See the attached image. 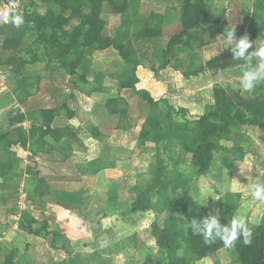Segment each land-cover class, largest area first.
Instances as JSON below:
<instances>
[{"label":"crops","instance_id":"0c3cea01","mask_svg":"<svg viewBox=\"0 0 264 264\" xmlns=\"http://www.w3.org/2000/svg\"><path fill=\"white\" fill-rule=\"evenodd\" d=\"M202 1L216 21L205 27L207 45L197 50L196 56L188 49L173 50L165 67L160 66L159 57L167 37L135 38L136 42L130 43L128 37L125 44L131 64L112 48L86 51L82 62L85 70L80 74L85 75L84 80L79 75L70 79L59 68L47 76L44 65L25 77L33 66L25 53L20 56L30 64L22 76L15 75L9 66H0V136L7 134V142L13 143L8 146L0 142V264H137L131 251H137L134 235L140 230L136 221L139 215L131 212L132 203L143 200L158 182L160 162L151 149L152 141L140 140L149 107L132 90L121 89L120 78L130 73L133 64L137 65V89L147 91L154 100L183 108L191 116L202 115L214 104V84L244 99L264 97L263 85L253 93L240 91V62L233 59L222 41L224 34L233 29L239 39L248 36L249 28L263 25L264 0ZM171 2L140 0L136 19L149 25H170L175 21L173 11L179 12V6L173 9ZM103 20L108 31L116 17ZM14 26L10 23L0 27V57L16 53L2 51L3 41L19 40L21 46L28 44L27 49L37 55L35 63L43 61L34 47L36 36L29 25L20 24L22 33L17 36L10 34ZM107 36L114 37L110 33ZM248 38L253 44L248 50L251 52L261 39ZM216 57L220 58L218 69L183 76L193 71V65H205ZM84 83L94 84L98 91H83L80 85ZM113 99L119 100L116 108L124 111L122 116L107 110V101ZM47 110L54 111L51 130L69 131L58 142L50 135L29 133L32 126L45 123L47 117L41 111ZM16 116L24 121L10 127L8 120ZM15 127L22 129L23 137L16 134ZM18 138L26 142L24 148ZM233 138L239 150L235 151V159L234 152H227L229 159L224 152L223 156L215 155L206 176L219 180L216 193L225 199L234 197L237 206L244 197L251 196L247 176L264 181V129L240 127ZM184 155L190 165L189 157ZM39 181L48 189L42 198L35 193ZM160 210L156 211L157 219L166 213ZM44 221L49 231L57 230L60 235L54 246L65 245L68 255L51 247V236L36 234ZM142 242L144 247L151 240Z\"/></svg>","mask_w":264,"mask_h":264},{"label":"trees","instance_id":"16d2710c","mask_svg":"<svg viewBox=\"0 0 264 264\" xmlns=\"http://www.w3.org/2000/svg\"><path fill=\"white\" fill-rule=\"evenodd\" d=\"M85 3L88 6V12L84 14L82 8ZM180 3L179 12L173 11L175 21L172 24L162 26L160 23L153 27H149L147 24L134 33L136 39L139 40L168 38L159 57L161 67L169 64L168 57L175 49H188L193 52L201 50L207 45L205 27L216 23L206 12L202 0L196 2L181 0ZM105 4L110 7L114 15L124 14L128 10V5L118 0H42L39 3L29 2L24 7L22 17H20L23 21L21 24H31L32 32L36 36V43L46 47L50 61L55 63L57 68L65 71L69 77L78 75V69H82L86 51H104L112 48L123 61L131 64L130 51L125 44L131 35H129V31H122L124 21L113 38L105 34L107 24L101 18V11ZM42 7H45L44 14L38 13ZM152 18L157 19L158 17L153 16ZM75 21L78 24L70 26ZM47 31H50V35H46ZM247 34L251 39L260 38L264 40V24L249 28ZM193 45H196L195 48ZM20 47L19 40H5L1 43L2 51L13 50L16 53L7 58L0 57V66L11 67L12 72L18 76H22L25 66L30 64L27 59L20 56L21 54H28L29 57L31 55V64L37 61V55L33 54L30 48L23 50ZM219 61L220 58L216 57L193 71L184 72L183 76H197L204 70L214 71L219 68ZM136 66L133 64L130 73L120 78L119 86L121 89L132 90L136 97L149 107L150 112L140 131V140L147 141L150 139L152 141L151 133L156 131H162L163 141L171 138L179 140L182 152L189 157V163L196 169L199 177L206 176L210 172L215 155L227 151L219 143L222 138L244 126L264 129V97L244 99L239 93L229 95L219 84H214L212 89L214 104L207 107L202 115L191 116L185 109L174 108L163 100H154L147 91L137 89ZM79 78L84 80L85 75H79ZM261 85L264 86V84ZM91 91L96 92L98 89L93 88ZM117 101L119 100H108L106 107L110 114L122 116L124 111L116 108ZM53 113L54 111L50 110L41 111V114L47 117L45 118L46 121L40 127L32 126L30 135L39 132L42 136H52L57 142L66 137L69 132L66 129L65 131L50 129V124L54 118ZM23 121L22 116H16L9 119L8 124L12 127L14 124H22ZM176 122L182 125L179 126ZM14 131L19 137H23L22 129L15 127ZM2 141L6 142L8 146L13 144L10 141L7 142V134L0 136V142ZM17 142L21 148L26 145V142H21L20 139ZM233 151L239 150L234 148ZM240 158L242 159V157ZM163 188L164 185H161L157 193ZM35 193L39 198H42L48 193L47 186L39 181ZM151 198L152 196H149L148 200ZM132 204V213L157 214L156 210L151 209L146 203L133 201ZM173 208L176 213L181 214L188 221L191 219L199 220L190 213L188 204L184 199L174 201ZM227 209L230 214L226 219H220L221 224H227L233 218L234 208L228 206ZM247 224L252 232L251 244L245 245L241 238L233 248H226L221 241L205 244L202 236L194 235L191 229H188L185 231L187 258L180 260L169 258V264H193L195 261H201L224 248L231 250L236 255L238 264H264V223L260 225ZM169 230V228H159L157 222L152 223L148 228L149 234L155 239L159 248L168 252L171 250L168 239L171 235ZM36 234L45 237L51 236V247L62 250L68 255L65 245L54 246L55 238L60 235L57 230L49 231V225L46 221L42 223L41 228L37 229ZM135 242L136 249L139 250L143 243L141 238L136 237Z\"/></svg>","mask_w":264,"mask_h":264},{"label":"rangeland","instance_id":"374dc122","mask_svg":"<svg viewBox=\"0 0 264 264\" xmlns=\"http://www.w3.org/2000/svg\"><path fill=\"white\" fill-rule=\"evenodd\" d=\"M118 1L127 4L128 10L124 14L114 15L112 14L111 9L107 4L103 6L101 11L102 19L103 17H116V20L112 21V25L114 26L108 31L106 28L105 34L108 35V33H110L111 35H115V32L120 29L121 23L124 21L122 31H129V35H131V41H129V43L133 40L134 42H136L134 33L147 26L146 22L136 19L140 0ZM193 1L196 2L197 0ZM180 2L181 0H173V3L171 2L172 4L170 5H173V9H177L176 7L179 6L180 10ZM24 3V6H27V4H29V2L26 1H24ZM86 5L87 4L85 3L84 7L82 8L84 14L88 12V6ZM132 7H134V9H131ZM51 8L54 9L53 7ZM44 12L45 7H42L38 11V13L40 14H44ZM147 22L149 21L147 20ZM26 24L29 25V23ZM77 24L78 22L75 21L71 23L70 26H75ZM30 25L29 30L32 31V26ZM116 25H118V28H114ZM148 26L153 27L154 25L150 23V25ZM22 28L23 27L14 26L10 34L14 33V36L21 34ZM46 35H50V31H47ZM127 42L128 41H126L125 43ZM27 45L28 44H23L21 46V49H27ZM195 46L196 45H193L194 48ZM34 47L35 49H37V52L39 53L41 59L46 62H34L32 68H28V72L25 73V77H29L30 73L34 72L35 70L37 71V69L41 68L43 65L48 70L47 76H50L48 73L56 70V64L50 61L48 50L45 46L41 45L40 43H35ZM197 52V50L193 52L195 53V56L196 54H198ZM31 57L32 56L30 55V58ZM28 58L29 56L27 57V59ZM197 67L193 65L192 70L196 69ZM83 68L84 66H82V69H78V75L84 73L83 71L85 70V68ZM97 81L98 78L96 79V83H98ZM81 86L82 90L85 92L94 88V84L88 85V83H84L83 85H80V87ZM176 124L179 126L182 125L179 122H176ZM232 133L222 138L219 143L227 149V151L224 152L226 155L228 154L227 152H234V156L232 155V157L235 159V151H233V149L235 148V138H233L235 132L233 134ZM151 138V149L155 152L160 162L159 180L154 185H152L150 193H146L143 200L137 201L139 203H146L153 210L157 211V209H161V212L166 211V213H162L161 218L157 219L156 214L154 215L152 213L145 214L143 212H138L139 218H137L136 221L140 230L134 236L135 238L140 237L142 241H147L148 239V241L151 240V242L150 244H144V247H141L142 249H136L137 251L133 249V251H131V254L135 255L137 264H169V258L177 260L187 258V250L185 245V229L181 227V224L186 222V220H184L185 218L181 214L176 213L173 208L174 201L179 199H184L187 202L190 213L195 215V217H197L199 220H202L204 217L208 216L209 213H218L220 219H226L230 214V211L227 209V207L229 206L234 208V211L232 212L233 217L243 218L247 223L252 225H260L264 223V205L262 201H253L251 199V196H248L250 199L244 197V199H242V201L240 202L241 204L235 206L236 202L234 197L225 199L222 198L219 193H216L215 189L217 188V182L219 180L217 181L216 179L209 178L208 176H197L196 169L188 164V161L181 150V142L179 140L171 138L167 141H163L162 131L152 132ZM218 155L223 156V153H220ZM229 158L230 154L227 155V159ZM218 162L219 159L217 160V164ZM161 185H164V188L157 193V190ZM224 186L226 187L227 185ZM224 186H222V188ZM149 196H152L151 200H148ZM181 217L184 219H182ZM154 222H157L159 228L165 229L166 227V229H170L169 231L171 232V235L168 239L171 250L169 252L160 249L156 244L155 239L149 234L148 228ZM62 241L65 242V240L63 239ZM193 264L238 263L236 261V255L231 250L224 248L201 261H195Z\"/></svg>","mask_w":264,"mask_h":264},{"label":"clouds","instance_id":"9594fccd","mask_svg":"<svg viewBox=\"0 0 264 264\" xmlns=\"http://www.w3.org/2000/svg\"><path fill=\"white\" fill-rule=\"evenodd\" d=\"M13 24L19 27L23 22L17 15ZM222 41L226 48L231 51L233 59L240 62L239 89L242 93H253L255 89L264 84V40L255 42L254 51L248 50L253 47L247 35L237 38L234 29L224 34ZM241 174H244L240 171ZM246 187L253 199L264 201V181L247 176ZM238 182L236 179H233ZM182 218V217H181ZM184 219V218H182ZM186 220V219H184ZM187 231L191 229L194 235L203 237L205 244L221 241L226 248H233L239 239H243L245 245L251 244L252 232L243 218L233 217L227 224H221L218 213H209L202 220L191 219L181 224Z\"/></svg>","mask_w":264,"mask_h":264},{"label":"built area","instance_id":"2783aa9c","mask_svg":"<svg viewBox=\"0 0 264 264\" xmlns=\"http://www.w3.org/2000/svg\"><path fill=\"white\" fill-rule=\"evenodd\" d=\"M24 1L39 3L42 0H2L0 1V27L8 25L19 15L22 17Z\"/></svg>","mask_w":264,"mask_h":264}]
</instances>
